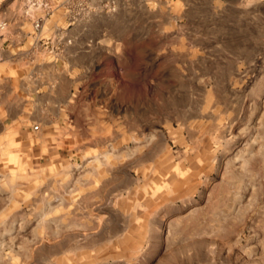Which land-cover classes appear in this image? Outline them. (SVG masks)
Here are the masks:
<instances>
[{
    "label": "rangeland",
    "instance_id": "374dc122",
    "mask_svg": "<svg viewBox=\"0 0 264 264\" xmlns=\"http://www.w3.org/2000/svg\"><path fill=\"white\" fill-rule=\"evenodd\" d=\"M1 22L92 72L110 49L77 122L0 125V264H264V0H0Z\"/></svg>",
    "mask_w": 264,
    "mask_h": 264
},
{
    "label": "crops",
    "instance_id": "0c3cea01",
    "mask_svg": "<svg viewBox=\"0 0 264 264\" xmlns=\"http://www.w3.org/2000/svg\"><path fill=\"white\" fill-rule=\"evenodd\" d=\"M18 24L21 28L30 24L34 27L33 20ZM73 28L74 25L66 32H73ZM34 34L22 30L7 33L0 39V125L5 130L18 123L24 127L32 123L29 128L44 130L50 125L77 122L88 113L89 100L85 93L97 85L92 78L105 69L109 59L110 46H104L99 59L105 65L92 72L90 66L96 59L90 56L91 47L71 45L59 54L53 48L46 50L49 45L42 49L39 44L42 37ZM48 41L54 45L53 39ZM42 52L44 57L39 59ZM105 84L109 92L113 91L115 77ZM37 124L38 128H34Z\"/></svg>",
    "mask_w": 264,
    "mask_h": 264
},
{
    "label": "built area",
    "instance_id": "2783aa9c",
    "mask_svg": "<svg viewBox=\"0 0 264 264\" xmlns=\"http://www.w3.org/2000/svg\"><path fill=\"white\" fill-rule=\"evenodd\" d=\"M38 8V7H35ZM46 9H48V11L51 10V7H45ZM48 13V12H47ZM45 19V15H38L35 16V18L33 19V23H34V28L35 29H40L43 25V21ZM6 26V22H1L0 23V27L4 28ZM60 40H62V37H60ZM59 40V41H60ZM71 42L70 40H68V43ZM34 128H38V124L34 126Z\"/></svg>",
    "mask_w": 264,
    "mask_h": 264
}]
</instances>
